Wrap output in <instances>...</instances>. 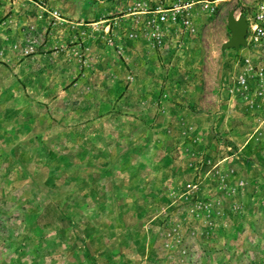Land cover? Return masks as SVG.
<instances>
[{
	"label": "rangeland",
	"instance_id": "374dc122",
	"mask_svg": "<svg viewBox=\"0 0 264 264\" xmlns=\"http://www.w3.org/2000/svg\"><path fill=\"white\" fill-rule=\"evenodd\" d=\"M249 4L0 0V264H264Z\"/></svg>",
	"mask_w": 264,
	"mask_h": 264
},
{
	"label": "built area",
	"instance_id": "2783aa9c",
	"mask_svg": "<svg viewBox=\"0 0 264 264\" xmlns=\"http://www.w3.org/2000/svg\"><path fill=\"white\" fill-rule=\"evenodd\" d=\"M245 7V17L247 23L245 41L246 45L252 47L264 46V0H250V4ZM163 19V17H161ZM261 74H264L261 72ZM245 84V79L239 81ZM264 97V91H262Z\"/></svg>",
	"mask_w": 264,
	"mask_h": 264
},
{
	"label": "water",
	"instance_id": "95a60500",
	"mask_svg": "<svg viewBox=\"0 0 264 264\" xmlns=\"http://www.w3.org/2000/svg\"><path fill=\"white\" fill-rule=\"evenodd\" d=\"M227 27L231 31V38L224 45L227 48H239L245 46V35L247 23L244 16H235V12H230L227 17Z\"/></svg>",
	"mask_w": 264,
	"mask_h": 264
}]
</instances>
